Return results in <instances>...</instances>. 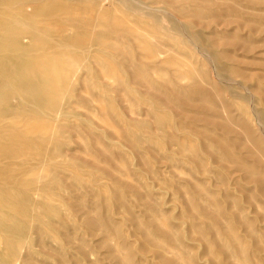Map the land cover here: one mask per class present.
<instances>
[{
    "label": "bare ground",
    "instance_id": "bare-ground-1",
    "mask_svg": "<svg viewBox=\"0 0 264 264\" xmlns=\"http://www.w3.org/2000/svg\"><path fill=\"white\" fill-rule=\"evenodd\" d=\"M211 1L153 0L152 3L151 0L152 4L149 5L142 0L139 4L134 0H0V236L4 243H25L29 239L28 233L32 226L41 228L39 230L43 231V234L59 233L69 246H77L79 251H84L83 246L76 244L75 234L79 231L77 223L68 221V217L64 218L56 205L48 207L54 199L60 208L65 207L67 211L76 214L87 206L82 197L69 200L63 195V189L67 191L72 186L70 188L59 172L65 167V163H59L61 161L57 159L63 156L61 138L67 129L64 125L68 124L69 118H75L81 123L79 126L89 121L91 124L109 128L110 139L106 136L108 144H125L121 147L124 148L123 152H107L108 156L103 160L101 167L94 163L93 150L88 147L83 149L90 159L87 161L89 165H85L86 169H97L98 173L100 171V174L110 179V183L101 187L91 184L98 186L91 189L97 205L92 212L84 213L80 229L84 223L90 235L103 234L101 245L107 249V256L112 264H264V223L261 224L264 221V207H261L258 213L250 211L252 214H249V208L246 212L243 207L244 201L240 198L242 193L240 196L235 195L234 190L231 191L232 184L225 181V177L230 174L254 185L252 194L245 196L251 207V203L257 200V194L259 196L264 192V168H261L260 160L253 151L249 153L246 149L248 153H244L241 136L229 135L232 131L229 125H225L226 121L221 123L210 89L206 90V84L202 85L207 87L206 89L200 85L205 81H198L193 85L188 83L189 87L184 85L187 78L194 77V65L200 64L202 67L207 58H215L216 69L213 67L215 64L212 67L221 80L217 84L221 85L217 88L215 81V85L207 84L214 86V89H221L220 93L224 97H232V104L234 102L237 107L247 109L246 114H249L250 98L229 88L232 77L230 67L228 62L220 60L223 55L221 58L217 57L219 51L215 49L216 45L225 44V38L219 39L216 36L224 34L225 27L228 28L231 23V19L226 20V16L224 17V12L228 13L230 10L216 11ZM247 1H253L251 6L254 8L257 2L261 7L264 6V0L262 3L260 0ZM159 3L171 8H168L170 12L172 9L185 12L190 8L188 16L198 20V23L188 25L186 20L182 26L180 20L173 19L171 13L165 18L171 23V27L167 28L162 21L165 14L161 16L163 13L158 11V15L159 13L155 12L161 10L157 8L162 6L155 8L153 4ZM145 9L148 11H144ZM220 10L223 11V16L218 12ZM236 11L234 10L235 13ZM257 12H260L256 15L257 20H253L254 15H250V11L248 14L252 20L237 19L238 28L242 29L248 22L249 27L254 26L264 33V8ZM204 13L209 15L208 18L206 14V17H202ZM185 29L188 31L187 36ZM248 30L253 32L251 27ZM233 32L236 33V30ZM167 39L171 41V50L175 52H167L168 56L162 57L164 49H168L167 44L169 46V43L165 47L162 45ZM229 44L237 49V42L226 41L225 47H229ZM192 46L202 47L198 50L201 51L200 55L194 52ZM233 46L230 48L234 49ZM202 52L207 57L201 56ZM200 57H205V62ZM208 62L207 64L212 63ZM83 69H88L86 74ZM196 71L195 73L199 74V70ZM205 73L204 75H210ZM210 76L208 77L211 78ZM208 77L205 76L207 79ZM181 78H186V81L183 80L185 83L182 82L183 88H186L184 92L183 88H178L182 87ZM108 81L112 83L110 87L105 83ZM114 88L117 90V96H113ZM110 92L114 93L113 97ZM261 96V102L264 103V94ZM117 97L121 100L120 103H124L120 104ZM75 106L86 108L88 116L84 118V114H81V117L79 113L74 112ZM185 107H188L187 110ZM257 114L258 118L253 117L254 115L251 118L264 122L263 111L257 109ZM221 115L225 117L224 113ZM233 117L236 119L238 116ZM243 121L239 119L238 124ZM154 122L158 126L154 127ZM78 132L77 140L78 144L81 143L80 146L94 143L96 145L98 136L105 134L96 135L94 130H89L88 133ZM101 138L103 140L104 137ZM160 140L162 143L158 144ZM147 142L159 145L160 151L146 146ZM116 145L114 146L117 147ZM174 146L180 147L181 151L172 150ZM164 149L167 154L163 156L161 152H165ZM108 151L110 152V148ZM177 154L186 156L184 160L189 163L191 169L188 172L176 168L184 175L185 180L182 186L176 185L178 188L174 186L177 181L172 185L182 194L180 202L184 209L181 214L175 216L170 213L171 210H165L161 205V197L156 198L157 190H154L152 184L161 182L162 184L158 185L162 188L169 185V179L167 182L163 180L161 168L170 165L169 170L172 171V168L177 167L179 163L173 159ZM135 160L136 163H132ZM209 160L219 168L213 172L209 171ZM74 165L80 167L75 163ZM164 175L166 176V173ZM214 175L225 178L221 188L211 187L210 180L212 181ZM72 176L74 179H81L78 169L72 171ZM236 178L235 186L236 180L238 181ZM146 179L151 181V185ZM239 185L241 183L238 188ZM84 187L86 188V185ZM123 191L129 192L130 199L134 197L133 199L138 200V214L135 212V204L121 194ZM29 193L39 194L38 199H42L34 200ZM47 196L52 199L46 198ZM9 209L13 212H8ZM39 209L45 210L46 213L43 214ZM111 212L122 214L117 216L122 217L123 221L113 219ZM54 215L59 219L58 222L61 221L70 227L69 232L63 231L62 227L50 221L49 216ZM244 217L248 220L242 223ZM126 223L134 225V238L131 236L134 239L133 245H125L123 242V238L126 239ZM255 223L263 227L255 228ZM112 236L114 240H118L115 245H111ZM196 243L202 247L201 252ZM43 251L45 250L41 253Z\"/></svg>",
    "mask_w": 264,
    "mask_h": 264
},
{
    "label": "rangeland",
    "instance_id": "rangeland-1",
    "mask_svg": "<svg viewBox=\"0 0 264 264\" xmlns=\"http://www.w3.org/2000/svg\"><path fill=\"white\" fill-rule=\"evenodd\" d=\"M134 1H136V3H138V2H141V0H134ZM144 1V2H143ZM146 0H142V2L143 3H146V2H148V4L150 5V4H152L153 3V0H152V3L150 2L151 0H148V1H146ZM209 1H211V0H209ZM214 1V2H213ZM217 1V2H216ZM212 0L211 2L212 3H214L213 4V6L215 5V7H214V9L217 11V9L219 10V9H225V10H230V12H228V13H226V11L224 12L226 15H224V13H223V11L221 12V10L220 11H218V12H220L221 14H222V16L224 15V17L226 16V17H228V18H226L225 17V19L227 20V19H231L232 21H231V26L229 27V25L230 24H228V28H227V26L225 27L226 29V31L224 30V34H221V35H218V36H216L217 38H219V39H221L222 37H223V41H225V44L224 45H220L219 43H216V44H219V45H216V47H215V49L217 50V51H219V52H217L218 54H217V57H220L221 55H223V56H221V57H223L222 59H220L221 61H224V62H228V65H229V67H230V71H231V73H230V77H231V75H232V77H231V82H230V84H229V88L230 89H232L233 90V92H236V93H244V95H247L249 98H250V101H251V103H250V105H248V107L250 106V110L252 111H250L249 110V114H246V112H248V110L247 109H245V108H239V107H237L235 104H234V102H233V104L235 105H233L232 104V97H229V96H227V97H224V95L223 94H221L222 92L220 91L221 89H219V90H217L216 88L214 89V86H209L207 83H210V85H215L214 84V82L213 81H215V83L217 84V82H221V80H219V77L217 76V71L216 70H214L213 69V67H215V69H216V63H217V60L215 61L214 59H210V60H208V58L206 59L205 57H207L206 56V54H203V52L201 53L202 55L201 56H205V57H200L201 59L203 58V61H204V58L206 59L205 61H210V63H211V61H212V65L211 64H207V62H205L204 63V66L202 65V67L200 66V64H196V65H194L195 66V69L196 70H199V74H197V73H195V72H197L196 70H195V72H194V74L195 75H193L194 77H192V79H190V78H187L188 80H190V82H188V80L186 81V78H183V80H185L186 81V84H184L185 85V87H189V85H188V83L189 84H196V83H198V81H199V83L201 82V81H205L204 83L202 82V83H200V85L202 86V85H204V84H206V86L208 87H205V86H202L204 89H206V90H209V92L211 93V95L212 96H214L213 97V101H214V103L218 106H216V109H217V111H219L218 112V115H220V121H221V123H223V121H226V124L225 125H229L228 127H230V129H231V131H232V133H229V135L230 134H232V135H230V136H233L234 134L235 135H238V136H241V139H243V140H241L242 141V147L244 148V150H245V152L244 153H252V151H253V153L255 154V156H257V158L260 160V165H262L261 166V168H264V131H262V130H264V122H260L259 121V119H258V121H257V118L259 117L258 116V114H257V109H261L262 111H263V114H264V103L263 102H261V98H262V96L261 95H263L264 94V88H263V86H264V33H262V32H259L260 30H257V29H255V27L253 26V28H252V26L250 25V27H251V29H253V32H250V31H252V30H248V29H250V27L248 26V22H247V24L245 25V26H242V29L240 28H238V26H237V23L239 22L238 20L239 19H243V20H245V19H247V20H252V17H253V20H257V16L256 15H258V14H260V12H257L256 13V11H259L260 9H262V8H264V3H262V0H260L261 1V3L263 4H261L263 7H261L260 5H259V3L257 2V4H256V7L258 8H254V6H251L252 5V3H254L253 1H247V0H242V1H244V2H242V1H240V0H234V2L236 3L235 5H237V6H235L233 3L234 2H232L233 0ZM221 1V2H220ZM245 1H247V2H249V3H247V2H245ZM216 2V3H215ZM231 2V3H230ZM154 3H155V1H154ZM156 3H158V2H156ZM210 3V2H209ZM211 3V4H212ZM218 3V4H217ZM223 3H225V4H223ZM243 3V4H242ZM245 3V4H244ZM247 3V4H246ZM139 4V3H138ZM254 4V5H255ZM153 5H155V8H157V6H162L161 8H157V9H161V10H155V12L157 13L158 11L160 12V13H163L161 16H163L164 14V18H162V21H164L163 22V24H165V26L167 27V28H170L171 27V23H169V21H168V19H165V18H168V16H170V14H171V16L173 17V19H175L176 21H179V23H181V25L182 26H184L185 24V21H186V23H188V25L189 24H191V23H193V24H195V23H198V20H195V19H192L191 17H189L188 16V12L190 11V8H189V10L188 11H185V12H180V10H178V9H172V10H174V12L171 10V12H170V10L169 9H171V8H169V7H167L166 5H164L163 3H159L158 5H156V4H153ZM217 5H219L220 6V8H218L219 6H217ZM225 5H229V7H227V6H225ZM231 5H234V6H231ZM246 5V6H245ZM152 6V5H151ZM163 6H165V7H163ZM224 6H225V8H224ZM240 6H242V8H240ZM250 6V7H249ZM222 7V8H221ZM236 7H238V9L236 8ZM244 7H246V8H244ZM252 7V8H251ZM164 8V9H163ZM169 8V9H168ZM231 8H233V10L231 9ZM246 10H244V9ZM148 11V9H145L144 11ZM177 10L179 11V13L177 12ZM228 10V11H229ZM232 10V11H231ZM234 10H237L236 11V13L234 12ZM245 12V15H244V12ZM254 10H256V11H254ZM165 13H164V12ZM168 11V12H167ZM239 11V12H238ZM249 11H250V13H249ZM255 13H254V12ZM158 12V13H159ZM231 12H233V13H235V14H233V16L231 17ZM240 12H242L241 14H240ZM157 13V14H158ZM160 13L158 14V15H160ZM169 14V15H167V14ZM184 13H185V15H184ZM247 13V14H246ZM254 15V16H252V17H250V15ZM254 13V14H253ZM178 14V15H177ZM180 14V15H179ZM187 14V15H186ZM205 14L206 13H204L203 15H202V17L204 16V17H206V18H208V16L209 15H207L206 14V16H205ZM228 14V15H227ZM231 14V15H230ZM175 15V16H174ZM181 15H183L185 18H182L183 16H181ZM230 15V16H229ZM248 15V16H247ZM179 16V17H178ZM212 15H210V17H211ZM236 16V18H234ZM238 16H240V17H238ZM245 16H247V17H245ZM178 17V18H177ZM224 17H221V19H224ZM230 17V18H229ZM250 17V18H249ZM190 18V19H189ZM182 19V20H181ZM192 19V20H191ZM238 19V20H237ZM259 19V18H258ZM189 20V21H188ZM166 22V23H165ZM237 22V23H236ZM169 24V25H168ZM232 24L235 26H233L232 27ZM247 26V27H246ZM249 27V28H248ZM237 28V29H236ZM204 29H209V28H204ZM255 29V30H254ZM186 30V29H185ZM234 30H236V33L235 32H233ZM240 32H239V31ZM187 30H186V32H185V34H186V36H187ZM251 34H250V33ZM207 33H209V30H207ZM233 33V34H232ZM235 33V34H234ZM238 33L240 34V35H238ZM253 33V34H252ZM260 33H261V35H260ZM230 34H232V35H230ZM247 34V35H246ZM259 34V35H258ZM263 34V35H262ZM234 35H236L234 38L236 39V40H234L233 39V36ZM246 35V36H245ZM227 36V37H226ZM239 38H238V37ZM248 36H250L249 38H248ZM257 36V37H256ZM231 37V38H230ZM263 37V38H262ZM246 38V39H245ZM230 39H232V40H230ZM240 39H242V40H240ZM261 39V40H260ZM169 39H167V41H164L163 43L164 44H162V45H164V47H165V45L167 44V43H169V46H168V44H167V46L166 47H168V51L167 50H165L164 49V47L162 48V49H164V53L161 55L162 57H164L163 55H166L167 54V52L168 53H170V54H173V52H175V51H173V50H171V47H172V43H171V41L169 40ZM221 41V40H220ZM226 41H229V42H231V43H234V42H237V44H238V46H237V49L235 48V46H233V45H230L229 44V47L227 46V47H225L226 46ZM243 41H245L246 43H244ZM249 41H251V42H249ZM252 41L254 42V43H256V44H254V43H252ZM256 41V42H255ZM260 41V42H259ZM242 43V44H241ZM253 44V45H252ZM258 44V45H257ZM260 44V45H259ZM218 46H219V48H218ZM226 48V50L224 49V47ZM234 47V49L233 48H230V47ZM169 48H170V50H169ZM192 49H194V52L197 54V55H200L199 53L201 52V51H198V50H201V48L199 47V48H194L193 46L191 47ZM218 48V49H217ZM262 48V49H261ZM197 49V51H195ZM220 49V50H219ZM223 50H225V51H223ZM241 50H243V52L241 51ZM173 51V52H172ZM203 51H205L204 50V48H203ZM220 51L223 53V52H225V53H220ZM227 51H230V52H227ZM232 51V52H231ZM245 52V53H244ZM230 53V55L228 56V54ZM233 53V54H232ZM255 54V55H254ZM257 54H259V56L257 55ZM260 54H262V55H260ZM219 55V56H218ZM232 55H234V56H232ZM166 56H168V55H166ZM165 56V57H166ZM236 56V57H235ZM220 57V58H221ZM239 57H241V59L239 58ZM238 58V59H237ZM256 58V59H255ZM258 60V61H257ZM233 62V63H232ZM237 62V63H236ZM258 62V63H257ZM209 63V62H208ZM209 67H207L206 65ZM213 64H215L214 66H213ZM240 64V65H239ZM241 64H243L242 66H241ZM250 64V65H249ZM201 68V70H202V72H201V70H200V68L198 67V66ZM232 65V66H231ZM213 66V67H212ZM263 67V68H262ZM199 68V69H198ZM202 68H206V69H202ZM171 69H173V68H171ZM208 69H210V70H208ZM232 69V70H231ZM235 69V70H234ZM237 69V70H236ZM238 69H240V70H238ZM88 70V69H87ZM87 70L85 71L84 69H83V71H84V73L86 74L87 73ZM247 70H249V71H247ZM255 70H257V71H255ZM207 71V72H206ZM211 71H213L212 73H210ZM235 71V72H234ZM210 73V75L211 74H213V75H209V74H207V75H204V73ZM215 72V73H214ZM239 72H241V73H239ZM205 73V74H206ZM251 73V74H250ZM198 75V76H197ZM202 75H203V78H202ZM200 76V77H199ZM205 76H210L211 78H209L208 77V79H210V80H208L207 78H205ZM213 76V77H212ZM254 76H256V77H254ZM236 77V78H235ZM258 77V78H257ZM193 78H194V80H193ZM205 78V79H204ZM218 78V79H217ZM254 78H256V79H254ZM259 78H261L260 80H258ZM167 79V78H166ZM204 79V80H203ZM234 79V80H233ZM236 79V80H235ZM252 79V80H251ZM181 81H180V86H182V87H178V88H180V89H182L183 87H184V85H182V82H183V80H182V78L180 79ZM191 80H193V81H191ZM206 80H207V82H206ZM217 80V81H216ZM238 80V81H237ZM254 80V81H253ZM256 80V81H255ZM262 80H263V82H262ZM194 81H196V82H194ZM179 82V81H178ZM191 82H193V83H191ZM234 82V83H233ZM251 82H253V83H251ZM92 83V82H91ZM109 87H110V85L112 84V83H110L109 81L108 82H105ZM183 83H185V82H183ZM262 83V84H261ZM243 84V85H242ZM252 84V85H251ZM187 85V86H186ZM197 85H199V84H197ZM218 85H221V84H217L216 85V87L217 88H220ZM247 85V86H246ZM251 85V86H250ZM249 86V87H248ZM255 86H257V87H255ZM259 86V87H258ZM213 87V89H211ZM262 87V88H261ZM255 88H259V89H255ZM115 89V88H114ZM186 90V88H183L182 89V92H184ZM214 90V91H213ZM232 90H231V92H232ZM262 90H263V92H262ZM213 91V92H212ZM216 91V92H215ZM248 91V92H247ZM262 92V93H258V92ZM112 92H114V93H112ZM112 92H110V95H111V97H113V96H117V90L115 89L114 91H112ZM219 92V93H218ZM221 92V93H220ZM112 93V94H111ZM114 94V95H113ZM216 94V95H215ZM221 94V95H220ZM254 94V95H253ZM113 95V96H112ZM219 95V96H218ZM199 97V96H198ZM216 97H218V98H216ZM195 99L197 100L198 98L195 96ZM230 99V100H229ZM72 100V99H71ZM117 100L119 101L120 99L117 97ZM217 100H219V101H217ZM121 101V100H120ZM120 101H119V103H120ZM222 101V102H221ZM224 101V102H223ZM69 102H70V100H69ZM189 102V100L187 101V103ZM225 102H226V104H225ZM253 102V103H252ZM122 103H124V102H122ZM122 103H120V104H122ZM223 103V104H222ZM231 105H229V104ZM225 104V105H224ZM263 104V106H261ZM124 106H125V104H123ZM221 105V106H220ZM224 106V107H223ZM222 107H223V109H222ZM228 107H230V108H228ZM251 107L253 108V109H251ZM186 108V110H187V108L188 107H185ZM224 108L225 109H229V110H231V111H229L228 109V111L227 110H224ZM256 109V110H255ZM73 110H74V112H77V113H79L80 114V116H81V114H84V118H85V116H88V115H86V114H88V111H87V109L86 108H84V107H77V106H75V107H73ZM224 110V112H221V111H223ZM246 110V111H245ZM243 111H245V114H243ZM253 111H254V113H253ZM226 112H228L227 114L229 115V117H227V114H226ZM229 112H230V114H229ZM252 114H251V113ZM221 113L223 114L224 113V115H225V117H223L222 115H221ZM234 114L237 118L235 119V117H233L232 115ZM230 115H231V117H230ZM254 115V116H253ZM223 118H222V117ZM248 116V117H247ZM250 116V117H249ZM251 116H253V117H257L256 118V120H254V118L252 117L251 118ZM82 117V116H81ZM249 119L248 121V123L249 124H247L246 123V121L247 120H245V121H243L242 119ZM247 117V118H246ZM230 118V119H229ZM251 118V119H250ZM88 119H90V118H88ZM234 119V120H233ZM240 119V121H243V122H241V123H239L238 124V120ZM253 119V120H252ZM71 121H72V123H71ZM78 120H76L75 118H69V122H68V124L66 123L65 125H64V127H66L67 129H66V132H63V133H65V134H63V136H62V138H61V148L62 147H64V148H62V151H63V156H61V157H59V158H57L58 159V161H61V162H59V163H65V164H63V165H65V167H63V168H61L60 169V171L59 172H61V175L64 177V179H65V181L67 182V184L68 185H70V188H71V186H72V188L71 189H67V191H65L66 189H63V195L64 196H66V197H68L69 198V200H71V199H75V198H77V197H82L84 200H85V204H87V206L86 207H84L85 209H83L82 208V210H79V212L76 214V213H73V212H69V210L67 211V208H65V207H62L61 206V208L59 207V205H57V203H56V200L54 199V201H51V203H49L48 205V207H52V205H53V207L56 205L58 208H59V210H60V212H62V213H60L61 215L63 214V216H65L64 218H66V217H68V218H66L68 221H72V222H76L77 223V225H78V227H79V231L77 232L78 234H75V238H76V244H78V246H79V244L81 245V246H83L84 247V251H79V249H77V246H69L68 244H67V242L64 240V238L62 237V236H59L58 234L59 233H51V234H48V233H45V234H43V231H41V230H39V229H41V228H37V227H32V226H30V229H29V227H28V229H29V233H28V236H29V239H28V241H26L25 243H22L21 245L20 244H16V243H14L13 245H14V247H13V245H11L12 243H4L3 242V239L1 238V236H0V238H1V240H0V264H112V261H111V259H109L110 257H108L107 256V249H105L102 245H101V241H102V239H103V234H99V236L98 235H90L89 233H87V228H85V224L83 223V228H81L80 229V223H81V221L83 220V218H82V216L84 215V213H88L89 211L90 212H92L91 210L93 209V208H95V206L97 205V200H95V199H93V197H92V194H91V192H93V191H91V189H94L93 188V186L95 187L96 185H98V186H105L106 184H108V183H110V179L108 178L107 179V177L106 176H104V175H102V174H100V171H99V173H98V170L97 169H95V170H93V168L92 169H86L87 167H85V165L86 166H88L89 165V163H87V161H89L90 159L88 158V155H86V153H85V151L83 150L84 149V147L86 148V147H88L89 149H92L93 150V152L94 153H92L93 155H94V158H95V164L99 167L100 165L102 166V164L104 163L103 162V160L105 161V157L106 156H108V153H115V152H117V153H119V152H123L124 151V148H122L121 149V147H123L125 144H118L119 146H117L116 144H108V140L110 139L109 137V133H110V129L109 128H106V127H103V126H101V125H99V124H94V123H90L89 121L87 122V123H90V124H88V125H85V124H87L86 123V121L85 122H83V124H82V126H79V125H81V123L79 124L78 122H77ZM159 122V121H158ZM162 122V121H161ZM77 123V124H76ZM79 124V125H78ZM224 124V123H223ZM242 124V125H241ZM251 124V125H250ZM90 125V126H89ZM99 125V126H98ZM153 125H154V127L155 126H158V124L156 123V122H154L153 123ZM255 125V126H254ZM88 126V127H87ZM232 126V127H231ZM246 126V127H245ZM260 126V127H259ZM90 127V128H89ZM251 127V128H250ZM84 128V129H83ZM89 128V129H88ZM244 128H247V129H245L244 130ZM252 130V128H253V130L252 131H250V129ZM255 128V129H254ZM76 129H78V130H76ZM80 129V130H79ZM83 129V130H82ZM91 129H92V131H91ZM96 129V130H95ZM98 129V130H97ZM105 131H104V130ZM234 129V130H233ZM259 129V130H258ZM89 130H90V132H93V130H94V132H95V134L96 135H99L100 133H105V134H103V136L100 134L99 136H98V143H101V144H98V143H96V145H95V143L94 144H92V145H90V144H87V145H84V146H80L81 145V143H79L78 144V140H77V134L79 133L78 131H84V132H86V133H88L89 132ZM103 130V131H102ZM109 132H108V131ZM242 130V131H241ZM247 130H249V132L247 131ZM75 131V132H74ZM88 131V132H87ZM97 131V132H96ZM236 131V132H235ZM245 131V132H244ZM248 133H247V132ZM255 133H254V132ZM68 132V133H67ZM78 132V133H77ZM250 132H253L252 134L250 133ZM98 133V134H97ZM250 134V135H249ZM255 134H256V136H255ZM227 136H228V134H226ZM245 135V136H244ZM68 136V137H67ZM106 136H107V138H108V140H107V138H106ZM252 136H254V137H252ZM101 137H104L103 138V140H102V138ZM258 137V138H257ZM101 138V139H100ZM106 138V139H105ZM253 138V139H252ZM262 138V139H261ZM104 139H105V141H104ZM247 139V140H246ZM255 139V140H254ZM259 139V140H258ZM75 140H77V141H75ZM163 140V139H162ZM162 140H160L159 141V143L158 144H160V143H162ZM164 140H166V138H164ZM256 140H258L257 142H256ZM102 142H104V143H102ZM107 144H106V143ZM253 142H256V143H253ZM107 146H106V145ZM64 145V146H63ZM100 145V146H99ZM102 145H105V146H102ZM114 145H116L117 147H115ZM122 145V146H121ZM257 147H256V146ZM99 146V147H98ZM109 146H111V147H109ZM114 146V147H113ZM146 146H148V147H154V149H155V151H160L159 150V145H157V144H153V143H149V142H147L146 143ZM102 149H101V148ZM107 147V148H106ZM120 147V148H119ZM245 147H247V148H245ZM87 148V149H88ZM109 148H110V152L108 151L109 150ZM173 149L172 150H175V151H178V152H180L181 151V149H180V147H178V146H174V147H172ZM178 150H177V149ZM111 149H114V150H111ZM248 150V152H247V150ZM96 150V151H95ZM102 150V151H101ZM107 150V151H106ZM256 150V151H255ZM84 153H83V152ZM164 151H165V149H164ZM101 152V154H99V153ZM108 152V153H107ZM95 153H97L98 154V156H97V154H95ZM104 153L106 154V155H104ZM164 153V154H163ZM167 154V151H165V152H161V155H166ZM72 155L74 156L73 158H72ZM185 155L184 154H177L176 156L174 155V160H176L179 164L177 165V167H175L174 169L172 168V171H170L171 170V168H170V165L169 164H167V165H169V167H167V166H163L161 169L163 170V175H162V177H163V180H166V182L168 181V179L170 180L169 182H168V186H166V187H161V186H159L158 184L160 183V185L162 184L161 182H158V183H155L156 185H154V184H152V186H153V188H154V190L157 192H155V196H156V198L157 197H161L160 199H159V201L162 203L163 202V204H161V205H163L164 206V209L165 210H168V211H170L171 210V214L172 215H178V214H181L182 213V210L184 211V209H183V204L180 202V200L182 199V194L179 192V190L177 191V186H182L183 185V182H184V175L180 172V171H177V170H180V169H182V171L184 170V171H190V169H191V166L189 165V163H186L187 161H185L186 160V156L184 157ZM75 157H77V158H75ZM134 157V156H133ZM173 157V156H172ZM182 157H184L183 159H182ZM75 158V159H74ZM159 158L161 159L162 158V156H159ZM80 160V161H78V160ZM97 159V160H96ZM135 159V158H134ZM185 159V160H184ZM71 160V161H70ZM76 160V161H75ZM133 160V159H132ZM163 160V159H162ZM182 160V161H181ZM101 161V162H100ZM73 163V164H72ZM74 163L75 164H77L78 166H80V167H77L76 165H74ZM99 163V164H98ZM132 163H136V160L135 161H132ZM88 164V165H87ZM208 165H210V167H209V171H212L213 172V170H216V169H218L219 167L217 166V164L216 163H212V160H209L208 161V163H207ZM180 165V166H179ZM72 166V167H71ZM76 166V167H75ZM100 166V167H101ZM214 166H215V168H214ZM217 166V167H216ZM75 167V168H74ZM84 167V168H83ZM174 167V166H173ZM212 167V168H211ZM81 168V169H80ZM176 168H178L177 170H176ZM63 169V170H62ZM76 169H78L79 171H80V173H81V179H74L73 178V176H72V171L73 170H76ZM170 169V170H169ZM231 169H234V168H231ZM96 170H97V173H95L96 172ZM176 171V172H175ZM58 172V173H59ZM94 172V173H93ZM216 172V171H215ZM166 173V176L164 175ZM174 173V174H173ZM177 173H179V174H177ZM60 174V173H59ZM169 174H173V175H169V177L170 178H168V175ZM96 175V176H95ZM98 175V176H97ZM213 175V174H212ZM100 176V177H99ZM102 176V177H101ZM176 176V177H175ZM221 176V175H220ZM93 177V178H92ZM99 177V178H98ZM167 177V178H166ZM181 177V178H180ZM216 177V178H215ZM97 178V179H96ZM222 178V177H221ZM220 177L218 178L217 176H213L212 177V181L210 180V182H211V187H216V188H221V186H222V181L225 179V181H226V183L228 182V183H231L232 184V189H231V191H233L234 193H235V195H238V196H240V194L242 193V195H241V199H242V202L244 201V203H245V205H244V203H242L243 204V207H245L246 208V212H248V210H249V214H252V212L254 211L255 213L257 212L258 213V211H259V209H261V207H264V192L263 193H261L262 195H260L259 194V196H258V194H257V196H256V202H252L251 204V207H250V205L247 203V195L248 194H250L251 193V190L253 191L254 190V185H251V183H248L247 181L245 182L244 180H242L241 181V178L240 179H238V178H236V177H233V176H231L230 174L229 175H227L224 179H221ZM228 178V179H227ZM235 178L236 179H238V181H239V183H238V181L236 180V182H237V185L235 186L234 185V182H235ZM93 180L94 181H96V182H93ZM109 180V181H108ZM147 181H149V179H146ZM183 180V181H182ZM104 183H103V182ZM172 181V182H171ZM177 181V182H176ZM208 181V180H207ZM81 182V184L79 185V183ZM102 183V185H101V183ZM150 183V185H151V181H149ZM171 182V183H170ZM175 183V187H177L176 188V190H175V188L172 186L174 183ZM182 182V183H181ZM209 182V181H208ZM242 182H243V184H242ZM241 183V185H239L240 186V188H238L237 186H238V184H240ZM244 183H246V184H244ZM91 184H96V185H91ZM100 184V185H99ZM178 184V185H177ZM214 186H213V185ZM84 185H86V188L84 187ZM177 185V186H176ZM227 185V184H226ZM247 185H249V187L247 186ZM98 186H96V187H98ZM210 186V185H209ZM241 186H242V188H241ZM95 187V188H96ZM73 188H74V190H73ZM158 188V189H157ZM167 188V189H166ZM173 188V189H172ZM180 189V188H179ZM182 189V188H181ZM223 190L225 189V187H223L222 188ZM69 190V191H68ZM76 190V191H75ZM166 190V191H165ZM90 191V192H89ZM236 191V192H235ZM143 193H145V192H143ZM30 194V196L32 197V198H35L34 200H41L42 198L40 197L39 199H38V195L39 194H36V193H29ZM122 195H123V197L124 198H128V200L129 201H131L132 202V204L134 205L135 204V206H136V210H135V212H136V214H138L139 213V207H137L138 205H137V203H138V200H136V199H133L132 197V199H130V195H128L129 194V192H127V191H123L122 193H121ZM179 194V195H178ZM181 194V195H180ZM252 194V193H251ZM34 195V196H33ZM35 195H36V197H35ZM129 196V197H128ZM245 196H247V197H245ZM258 197V198H257ZM46 198H51L52 199V197L51 196H47ZM45 199V198H44ZM43 199V200H44ZM92 203H91V202ZM95 201V202H94ZM254 203V204H253ZM93 205H94V207H93ZM179 205V206H178ZM261 205V206H260ZM88 207V208H87ZM249 208V209H248ZM258 210H257V209ZM86 209H88V210H86ZM248 209V210H247ZM40 211L42 210V209H39ZM62 210V211H61ZM137 210H138V212H137ZM8 212H13V210H7ZM250 211H252V212H250ZM69 212V213H68ZM253 212V213H254ZM42 213L44 214V213H46V211L45 210H42ZM112 214H111V217L113 218V219H115V220H118V221H123V218L122 217H120V216H122V214H120V216H117V215H119L118 214V212H111ZM248 213H247V216H248ZM254 213V214H255ZM113 214H114V216H113ZM50 217V221H52V222H54L55 224H57L58 226H60V228L62 227V229H63V231H70V227L69 226H67L65 223H63V222H61V221H59L58 222V218H55L56 216L54 215V216H49ZM246 219L248 220V218L247 217H244L243 219H242V223H244L243 221H246ZM59 223V224H58ZM262 223H264V221H262L261 222V224ZM256 224V226H255V228L257 227V228H259V229H261V227H263V226H258L257 225V223H255ZM62 225V226H61ZM37 231H40V232H38L37 233ZM72 231V230H71ZM42 232V233H41ZM124 232H126L125 233V237H126V239L125 238H123V242L125 243V245L127 244H132V242H133V234H135V229H134V225H132V224H130V223H126V225H124ZM241 232V231H240ZM37 233V234H36ZM111 233H113V231L111 232ZM55 234H56V236H55ZM27 235V234H26ZM42 235V236H41ZM50 235H52V236H50ZM55 236V238H54V236ZM131 236L133 237V238H131ZM111 239H113V236H112V238H110V242H111V245H115V244H117V239L115 238V240L113 239V241L111 240ZM5 245V246H4ZM19 245V246H18ZM133 245V244H132ZM195 245H197L198 246V243H196ZM11 246V247H10ZM17 246V247H16ZM43 247H45V248H43ZM199 248H197V249H199V251L201 252L202 250H200V249H202V247L201 246H198ZM201 247V248H200ZM42 250H45V251H43V253H41L42 252ZM44 252H46L45 254H44ZM106 252V253H105ZM108 258V259H107ZM10 261V262H9ZM111 261V262H110Z\"/></svg>",
    "mask_w": 264,
    "mask_h": 264
}]
</instances>
